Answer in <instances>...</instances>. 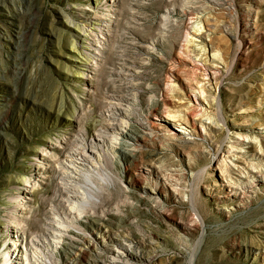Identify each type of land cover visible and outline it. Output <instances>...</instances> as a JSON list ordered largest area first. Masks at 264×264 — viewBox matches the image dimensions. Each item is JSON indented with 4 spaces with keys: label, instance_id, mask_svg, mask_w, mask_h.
<instances>
[{
    "label": "rangeland",
    "instance_id": "obj_1",
    "mask_svg": "<svg viewBox=\"0 0 264 264\" xmlns=\"http://www.w3.org/2000/svg\"><path fill=\"white\" fill-rule=\"evenodd\" d=\"M75 190L96 223L45 238ZM2 231L0 264H264V0H0Z\"/></svg>",
    "mask_w": 264,
    "mask_h": 264
},
{
    "label": "bare ground",
    "instance_id": "obj_2",
    "mask_svg": "<svg viewBox=\"0 0 264 264\" xmlns=\"http://www.w3.org/2000/svg\"><path fill=\"white\" fill-rule=\"evenodd\" d=\"M249 19H251V17ZM247 24L248 25H246V26L248 27L249 23H247ZM198 35L200 36V34H198ZM116 100L119 102L118 105H123V103H127L129 101L128 98L122 97V96ZM118 105L115 104V105L111 106L112 114L109 116L110 118L107 119V121H108L107 124H105L104 122H102V123L96 122L97 123V125H96L97 130L99 132H101V134H99L98 136L102 137V140H103L102 144L107 145V147H109V149H111L113 152L117 151V152H121V153L123 152V154H132L131 150H130V146L132 144H130L129 140H132L135 138L134 134L136 133V130H137L136 126L137 125L134 123V121H132V118H131L130 113H129L130 109L128 110V109L123 108L121 106L119 107ZM174 117L177 118L179 116H174ZM164 119L172 120L169 113H166L164 115ZM125 120H130V121H125ZM173 121H176V120H173ZM178 121L181 122L182 118L179 119ZM104 130H105V132H103ZM106 130H107V132H106ZM108 130L112 131V136H109L110 138H108L105 135V134H109V135L111 134V133H108ZM117 134L121 135V138L113 136V135H117ZM108 140L110 143H108ZM95 142H96V140H95ZM92 152L98 153V154H95V157L89 156L90 158H92L89 160L86 159L87 155L85 153H79V154L75 153V154H72L70 157H68L69 159H67V160L71 164L67 165L65 163L64 167L68 169V171H65V172L68 175L71 174V176L69 177L70 179L71 178L74 179V177H72V174L77 173V171H78V168H76L75 165H80L83 169V168H88V167L94 168V167H96V165L98 167V165H99L98 162H100V164H102V162L106 163L105 162L106 159L104 160V158H107L106 152L103 153L102 149H101L100 153L95 151V150H92ZM102 155H103V157L104 156H106V157L102 158ZM95 160H98V161L96 162ZM88 163H89V165H88ZM90 163H91V166H90ZM93 165H95V166H93ZM74 168H76V169L74 170ZM78 179H80V178H78ZM73 193L74 194L70 198L72 199V204H74V206H72V209H70L71 210L70 213L69 214L67 213V217H63L60 222L56 218H53L52 220H50L53 222L49 223V229L47 228L48 232L45 233V235L42 234L45 238H46V236L55 237L56 242L59 244H62V245H67V244L69 245V243H74L76 245L77 242H80V240L83 238L82 233H80V232L78 233V231H77L78 227L75 226L74 224H79L80 226H82V225H87L88 223L89 224L96 223L90 217L82 216L81 214H79L78 209H79V207H81L83 205V203L79 204V202H82V200H85V197L82 194H80L79 192L77 193V191L76 192L73 191ZM26 209L27 208H25V207L20 208L21 211H24ZM75 211H77L78 213L76 212V214H75ZM17 219H19V218H17ZM70 220L73 221L74 224ZM70 223H72V224L70 225ZM72 227H75V229ZM11 228H19V227L16 225H12ZM8 234L11 235L12 232L2 231L1 235H0V239H4V236L8 237L9 236ZM13 238H14V236H13ZM12 246H13V248H14V246L18 247L17 241H15V243H12V242L9 243V247H11V249L7 248L9 250V258L8 257L5 258V264H19L17 262V256L15 257V253L17 251H16V249L12 250ZM115 261H118V260H115ZM25 262H27V261H25ZM35 263L36 262L31 261V264H35Z\"/></svg>",
    "mask_w": 264,
    "mask_h": 264
}]
</instances>
